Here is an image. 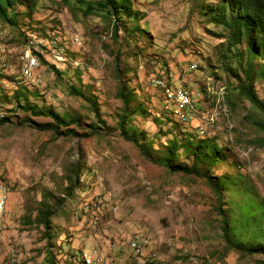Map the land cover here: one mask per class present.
I'll return each mask as SVG.
<instances>
[{"label":"rangeland","instance_id":"obj_1","mask_svg":"<svg viewBox=\"0 0 264 264\" xmlns=\"http://www.w3.org/2000/svg\"><path fill=\"white\" fill-rule=\"evenodd\" d=\"M89 1L94 0H82ZM217 1L133 0L139 19L126 21L116 40L110 35L111 21L100 12L83 15L84 4L76 0H36L30 16L24 6L16 8L15 27L0 21V118H7L0 124V185L7 194L0 216V264H44L48 251L55 264H81L84 253L103 264H264L263 255H224L215 196L203 179L153 164L123 141L116 128L119 76L134 92L131 106L141 104L148 112L146 117H131L130 126L144 132L153 150L162 152L173 138L184 141V132L215 138L221 158L210 175L228 179L221 189L222 208L233 206L237 212L240 196L231 191L234 185L251 188L256 200L264 203V147L252 143L263 136L252 119L264 117L231 89L236 83L224 68L236 69L233 56L244 46L229 52L220 38L224 30L203 14L202 7ZM134 25L141 31L131 32ZM52 31L59 32L66 60L51 54L42 59L59 75L40 62L34 80L24 82L19 55L25 33L44 39ZM193 64L197 69L189 72ZM151 74H161L171 83L182 81L197 99L203 96L206 111H213L219 100L224 112L211 128L218 130L216 134H200L188 117H174L159 90L149 84ZM71 86L95 99L103 124L88 102L69 93ZM254 87L264 102V81L257 80ZM15 90L29 104L66 119L78 118V125L69 126L75 135L54 136L23 123L27 115L14 109ZM226 91L231 107L225 103ZM75 161L82 170L70 188L67 177ZM175 162L190 165L192 156L178 151ZM52 197L62 201L55 204ZM44 199L54 207L49 245L35 221ZM91 199L105 208L96 214L86 211ZM132 242L139 246L138 253Z\"/></svg>","mask_w":264,"mask_h":264},{"label":"trees","instance_id":"obj_2","mask_svg":"<svg viewBox=\"0 0 264 264\" xmlns=\"http://www.w3.org/2000/svg\"><path fill=\"white\" fill-rule=\"evenodd\" d=\"M63 1L67 2L68 0ZM76 1L79 4H84L83 15L86 16L93 12H100L105 20L111 21L110 35L114 40L117 39L118 31L126 27V21L137 22L139 19L140 13L132 8L133 0H94L88 3H83L82 0ZM18 6H24L27 14L30 16L35 9L36 0H0V21L15 27L16 8ZM202 10L204 11L203 14L208 16L210 24L219 26L224 30L225 34H222L220 38L225 40V46L229 52L238 46H244L242 51L238 50L233 56L237 62V70L226 65L224 70L228 74L229 79H233L236 83L231 89L242 99L247 100L253 111L264 117V102L257 97L254 87L257 80L264 81V0H218L216 3L205 5L202 7ZM130 31L141 30L137 25H134ZM24 36L25 43L27 44L28 39L26 35ZM41 53L35 52L40 62L59 75L54 65H49L42 59L43 55ZM224 55H222V58H224ZM238 65L240 66L238 67ZM238 70L239 73L237 74L236 71ZM213 77L216 78L215 80L219 79L215 72H213ZM163 80L168 84H174L169 82L168 78L164 77ZM117 82L116 96L121 102L116 122L119 137L123 141L136 146L142 156L146 157L153 164L165 168L168 172H179L184 175L195 176L207 183L215 196V209L220 218L219 233L223 243L224 255L232 251L245 256H264V230L261 228L262 223H264V203L256 200L255 195L251 192L252 189L246 186L239 188L234 185V187H231V191L235 195L240 196L237 212L233 213V206L228 209L222 208L221 189L227 184L228 179L222 180L210 175V169L221 158V150L214 145L215 138L200 139L195 135L192 137L184 132L186 135L184 141L180 142L173 138L169 140L168 144L162 146V152L157 153L156 150L151 148L152 143L146 142L144 132L130 126L131 117L135 115L146 117L148 112L141 104L131 106V103L134 101L133 90L119 76H117ZM202 89L200 91H203ZM68 91L71 95L88 102L93 116L98 122L103 124L95 99L85 96L73 86ZM13 95L15 99L14 109L27 115L23 118V123L29 127L38 131H50L54 136L61 134L68 136L75 135L74 130L69 128V126L72 124L78 125V118L66 119L52 109L40 108L36 104H29L26 97L18 90H15ZM20 98L23 99V103L19 102ZM229 98L230 96H227L226 91L225 103L231 107ZM162 99L164 103L163 96ZM165 110L173 119L174 117L167 108ZM37 117L48 118L50 122H36L33 118ZM153 119L156 124L158 120ZM5 121H7V118H0V124ZM173 122L175 125L182 126L175 119ZM252 125L263 135L254 140L252 142L253 145L264 147V121L259 118H253ZM62 127L65 129L60 130ZM193 138L197 139V141L194 142ZM178 151H181L185 156H192L190 165L175 162ZM201 165H204L205 168L201 169ZM81 170L79 161H75L71 165V174L67 177L70 188L77 181V175ZM49 196L51 197V194ZM52 200L55 204H60L62 201L61 198L55 197H52ZM53 214L54 207L45 202V199L41 200L36 212L35 221L42 227L43 238L47 242L46 245H49L51 239L50 219ZM45 256L44 264H55L54 257L50 251L46 252Z\"/></svg>","mask_w":264,"mask_h":264},{"label":"bare ground","instance_id":"obj_3","mask_svg":"<svg viewBox=\"0 0 264 264\" xmlns=\"http://www.w3.org/2000/svg\"><path fill=\"white\" fill-rule=\"evenodd\" d=\"M58 31H52L47 34L46 38H39L35 34H32L31 32L25 33L28 42L24 46V50L20 53V59L22 62L21 71H22V80L26 83L34 80V71H36L40 66V61L38 56L35 54V52H42V55L45 54H51L53 59L63 60L64 57V49L63 47L59 46V39L60 37L57 35ZM32 66H36V70L32 69ZM191 71L194 69H197V65L193 64L189 68ZM161 75V74H160ZM152 76H158L156 74H152ZM149 84H151L155 88H159L160 93L162 94L165 103L168 107H171L173 110L174 117L177 118H184L183 116H178L176 114V108H174L172 104V95H175L176 88H178V82L175 84H168L166 81L160 78L156 77H149ZM179 94L180 95H191V98H196V95L192 93V91L186 87L185 85L183 87H179ZM217 94V92H216ZM222 95V94H221ZM224 97V96H222ZM223 101V98H222ZM221 102L218 100L215 105V109L213 111H206V126L207 129H211L212 127H215V125L218 122V117L224 112L223 109H220ZM196 131L200 134H204L202 131L199 130L198 126L195 127ZM0 194L4 195L6 197V189L4 186L0 185ZM105 204L102 203L100 200H89L85 203L84 209L86 211L91 210L92 214H96L97 212L101 211L105 208ZM91 208V209H90ZM5 209V205L2 206L1 214ZM1 216V215H0ZM133 247V250L138 253L139 252V246L136 243L131 244ZM90 258V259H89ZM94 261L93 257L89 255V257L84 253L80 256V262L83 264H92ZM102 264V263H98Z\"/></svg>","mask_w":264,"mask_h":264},{"label":"built area","instance_id":"obj_4","mask_svg":"<svg viewBox=\"0 0 264 264\" xmlns=\"http://www.w3.org/2000/svg\"><path fill=\"white\" fill-rule=\"evenodd\" d=\"M44 56L45 55H43V57ZM32 69L36 70L37 68L36 66H32ZM189 72H193V71H189ZM150 77L164 79V77L152 76V74L150 75ZM183 86L184 84L182 83V81L180 82L178 81V88H176V93L175 95H172L171 105H173L174 108H176V114L178 116L188 117L193 122V124H197L199 130L202 131L203 133H211L215 135L218 130L207 129L206 126V107H202L203 96H200L197 99V98H191V95H180L179 87H183ZM156 89L159 90V88ZM5 204H6V197L0 194V215H1L2 206H4ZM86 255L89 257L88 254Z\"/></svg>","mask_w":264,"mask_h":264},{"label":"crops","instance_id":"obj_5","mask_svg":"<svg viewBox=\"0 0 264 264\" xmlns=\"http://www.w3.org/2000/svg\"><path fill=\"white\" fill-rule=\"evenodd\" d=\"M176 82H178V81H176ZM176 82L174 81V84ZM93 259H94V261L92 262V264H98V263H102L103 264L102 260H95V258H93ZM81 264H83V263H81Z\"/></svg>","mask_w":264,"mask_h":264}]
</instances>
